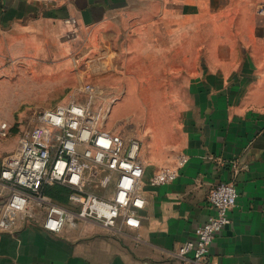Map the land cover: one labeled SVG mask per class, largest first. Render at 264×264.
Listing matches in <instances>:
<instances>
[{"label": "crops", "instance_id": "1", "mask_svg": "<svg viewBox=\"0 0 264 264\" xmlns=\"http://www.w3.org/2000/svg\"><path fill=\"white\" fill-rule=\"evenodd\" d=\"M262 4L0 0V57H28L37 64L33 79L71 80L77 95L88 93L79 80L104 88L106 79V98L113 97L106 121L116 105L125 107L118 121L139 109L145 130L134 137L144 162V201L134 221L120 231L87 220L51 233L42 227L44 211L35 210L0 231V264H192L176 251L195 240L212 213L208 192L220 182L233 183L238 195L209 260L264 264ZM164 168L175 178L150 183ZM6 195L0 186V214ZM60 195L63 201L51 199L72 208L68 194Z\"/></svg>", "mask_w": 264, "mask_h": 264}, {"label": "built area", "instance_id": "2", "mask_svg": "<svg viewBox=\"0 0 264 264\" xmlns=\"http://www.w3.org/2000/svg\"><path fill=\"white\" fill-rule=\"evenodd\" d=\"M258 12L264 16V4ZM101 120L95 119L89 101L76 99L39 114L23 144L0 163V186L7 192L1 232L11 231L19 218L40 209L45 213L42 227L51 233L87 220L120 231L137 218L144 201L141 144L123 132L107 130ZM0 129L5 133L6 124ZM175 176L174 170L164 168L152 174L149 182L168 183ZM54 185L68 189L72 208L56 204L43 193ZM237 195L233 183L220 182L210 188L206 201L212 213L195 229V240L177 249L182 262L215 264L208 258L209 248L230 223Z\"/></svg>", "mask_w": 264, "mask_h": 264}, {"label": "rangeland", "instance_id": "3", "mask_svg": "<svg viewBox=\"0 0 264 264\" xmlns=\"http://www.w3.org/2000/svg\"><path fill=\"white\" fill-rule=\"evenodd\" d=\"M36 65V63L29 64L28 57L17 55L12 57L6 54L0 57V125L7 126L5 133L0 129V163L3 158L23 144L43 110L75 98L78 101L91 103L95 119L99 120L105 116L101 121L105 128H110L109 131H122L137 139L144 136L145 130L140 127L139 122L144 113L138 108L132 111L130 116L118 121L117 118L124 113L125 107L117 111L119 106L116 105L106 121L104 108L113 99V97L106 98V79L99 81L105 84L104 88L95 87L93 81L79 80V86L85 87L88 93L77 95L70 89L71 80L50 81L45 85L44 82L33 79L31 71ZM8 87L11 90L10 95L6 97L5 92L9 90ZM114 122L115 126H113ZM139 159L143 168L144 162L140 157Z\"/></svg>", "mask_w": 264, "mask_h": 264}, {"label": "trees", "instance_id": "4", "mask_svg": "<svg viewBox=\"0 0 264 264\" xmlns=\"http://www.w3.org/2000/svg\"><path fill=\"white\" fill-rule=\"evenodd\" d=\"M43 193L53 199L56 200H60L63 201L64 197L62 195H60L61 193H69L68 189L63 187V186H59V185H54L52 187H46L43 189Z\"/></svg>", "mask_w": 264, "mask_h": 264}, {"label": "bare ground", "instance_id": "5", "mask_svg": "<svg viewBox=\"0 0 264 264\" xmlns=\"http://www.w3.org/2000/svg\"><path fill=\"white\" fill-rule=\"evenodd\" d=\"M8 88H9V87H8ZM8 88H7V89H8ZM7 89H6V90H7ZM10 90H11V89L9 88V90H7V91L5 92L6 97H7L8 95H10V94H9ZM104 117H105V116H103L102 119H104Z\"/></svg>", "mask_w": 264, "mask_h": 264}]
</instances>
